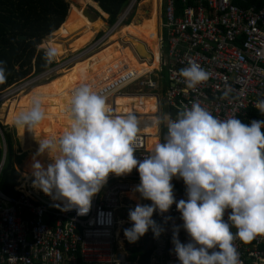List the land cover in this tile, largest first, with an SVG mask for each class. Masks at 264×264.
<instances>
[{"label":"built area","instance_id":"built-area-1","mask_svg":"<svg viewBox=\"0 0 264 264\" xmlns=\"http://www.w3.org/2000/svg\"><path fill=\"white\" fill-rule=\"evenodd\" d=\"M157 2L158 65L165 72V78L159 77V81L156 71L142 76L130 71L123 73L114 91L102 95L114 114H121L116 111L119 106L115 97L122 93L153 97L154 120L161 113L176 119L178 111L191 107L193 102L220 119L236 117L246 124L254 119L264 120L256 107L257 101L264 98V0L259 8L248 0ZM128 13V9L121 12L116 25L102 30L84 53L66 62L53 61L52 68L38 74L31 72L0 91V105L17 100L81 57H91L103 50L110 36L122 28ZM190 60L209 73V79L195 90L187 88L178 75ZM161 71L157 70L160 75ZM132 87L134 91L122 92ZM155 125L154 138L160 142V127ZM0 136L4 150L1 177L7 148L2 130ZM149 153L146 137L138 135L134 155L142 160ZM32 181L33 177L18 178L13 188L16 195L6 194L0 188V264H129L124 248L128 241L124 229L132 226L128 212L137 203L146 204L133 191L140 183L136 169L120 177L110 174L106 185L93 198L89 213L82 216L76 210L62 211L63 204L34 188ZM171 183L176 201L187 199L183 180L174 177ZM153 217L164 231L158 238L151 230L141 237L147 240L146 264H180L172 243L173 227H180L178 238L182 243H188L190 237L182 227L176 204L162 215L154 212ZM165 217L171 219L165 222ZM227 218L226 211L224 219ZM234 244L240 264H264V235L248 243L237 238Z\"/></svg>","mask_w":264,"mask_h":264},{"label":"clouds","instance_id":"clouds-1","mask_svg":"<svg viewBox=\"0 0 264 264\" xmlns=\"http://www.w3.org/2000/svg\"><path fill=\"white\" fill-rule=\"evenodd\" d=\"M56 55L55 48H47L43 59L50 64ZM6 71V61H0V84L6 81ZM178 75L193 90L209 79L193 60ZM256 107L264 115V98ZM67 111L66 131L36 137V156L47 153L51 163L45 167L34 156L31 164L33 187L59 200L62 211L88 214L110 174L120 177L136 169L140 183L133 191L152 203H137L129 210L132 226L124 229V236L130 243L149 229L158 238L164 228L153 214L167 213L174 203L190 237L182 243L180 227H173L180 264H240L234 240L248 243L264 235V120L246 124L236 117L220 119L193 102L178 111L176 119L169 114L156 118L157 125L166 126V134L139 160L134 153L141 129L135 114L115 115L106 97L88 85L74 90ZM44 118L41 101L35 98L29 110L16 115L14 124L33 130ZM174 177L183 180L187 199L176 201Z\"/></svg>","mask_w":264,"mask_h":264},{"label":"trees","instance_id":"trees-1","mask_svg":"<svg viewBox=\"0 0 264 264\" xmlns=\"http://www.w3.org/2000/svg\"><path fill=\"white\" fill-rule=\"evenodd\" d=\"M76 1L83 5L93 6L102 13L104 18L108 16V25L113 26L117 21V17L123 12V9L130 0ZM144 2L145 0L141 3L144 4ZM248 3L254 4L259 8L263 0H248ZM73 4L76 3L71 2L67 12V5L63 0H0V61H6L7 69V78L3 84H0V91L26 78L31 72L38 74L54 66L53 62L50 64L45 63L43 59L44 50L38 48L41 41L48 36L51 35L53 38L57 37V39L45 41L40 46L44 49L55 48L57 51L55 59H59L67 52H78L92 42L96 36L94 26L81 12L80 7ZM136 16L132 24L128 25L130 28L136 24L134 23ZM103 29L105 27H102L101 30ZM70 38L72 39L67 48L57 44L58 39L67 40ZM120 40L124 43L131 41L135 46L137 44L142 45L148 55L147 59L150 64L138 62L129 48L120 45ZM106 44L105 48L99 51L100 54L98 52L91 57L73 63L65 75H58L53 80L35 86L27 93L18 96L20 101L18 107L15 109L13 121L18 113L29 110L35 98L40 99L42 109L45 112L44 120L33 130H28V136L31 140H36V137L59 136L63 131L68 129L70 120L67 108L75 89L88 85L93 91L99 95H103L104 86H109L108 91L111 94L116 87L117 79L123 73L130 71L137 76H142L158 68L157 36H144L135 30L123 27L114 33ZM115 59L122 60L125 70L119 69L122 64L115 62ZM85 61L88 62L81 65L74 72L75 76L80 77L74 80L75 82L72 81V68ZM108 69L114 72L113 77L106 82ZM136 70H139V72L137 73ZM81 81L84 82V85L81 84ZM154 102L155 99L153 97L125 96L122 93H119L115 97V103L119 106L116 111L117 113H121L118 115L135 114L140 121V125H144L150 120ZM14 103L15 100H11L4 104L7 107L4 124L9 127H11V116L15 108ZM14 128L17 131V143L20 149H23L25 146L24 132L26 128L17 127L16 125ZM0 130H2L7 148L6 161L0 177V188L6 194L16 195L17 192L13 189L16 185V180L19 178L14 166L17 159V157L14 158L16 141L8 127L0 126ZM166 131V127L161 125L160 142ZM146 146L150 152L154 148L147 144ZM3 159V141L0 136V165ZM28 170L23 166L25 173ZM146 204H149V200H146ZM153 219L157 222L154 217ZM130 253V261H134L135 257H137V264H146L147 253L139 254L133 248L130 250Z\"/></svg>","mask_w":264,"mask_h":264},{"label":"rangeland","instance_id":"rangeland-1","mask_svg":"<svg viewBox=\"0 0 264 264\" xmlns=\"http://www.w3.org/2000/svg\"><path fill=\"white\" fill-rule=\"evenodd\" d=\"M72 2L76 3L79 5L80 7V10L81 12H83V8L84 7H89V5H83V4H80L78 1L76 0H71ZM132 0L129 1V3L131 2ZM143 0H136V2L134 3L133 7L131 8V10L129 11L128 13V16L126 17V20L125 22L123 23V27H126V29H132V30H135L137 32H139L141 35H144V36H149V37H155L157 36V25H158V5H157V0H145L144 4H142ZM129 3L127 4V6L123 9V12L125 11V9L128 7ZM141 4V5H140ZM67 5V4H66ZM70 7V6H69ZM92 8H94L93 6H91ZM96 9V8H95ZM69 8L67 6V12H68ZM97 10V9H96ZM67 12H66V15H67ZM102 14V13H101ZM137 14V16H136ZM65 15V17H66ZM136 16V20L134 21V23H136L134 25V27L130 28V24H132L134 18ZM65 17H64V20H65ZM64 22V21H63ZM104 24L106 26H108V16L106 18H104ZM116 23L113 25L115 26ZM113 26H109L110 28L113 27ZM132 26V25H131ZM107 29V28H105ZM101 30V29H100ZM104 30V29H103ZM94 33L96 34V36L94 37V39L92 40V42H90L91 44L96 41V37L99 33H97L96 31H94ZM53 34V33H52ZM73 38V37H72ZM67 39V40H57V44L59 45H62L64 48H67L69 43H70V40L72 39ZM56 38H53L51 35L48 36L47 38H45L44 40L41 41L40 45H42L45 41H50V40H56ZM120 45L122 47H127L130 49V51L132 52L133 56L135 57L136 60L137 59V56L135 54V52L133 53V51L135 50V45L132 44L131 41L129 42H126L124 43L122 40L119 41ZM38 46V48H41L43 50H45L44 48H42V46ZM90 45V44H89ZM88 46H85L83 49H81L80 51L78 52H74V53H65L64 56L60 57L59 59H54V61L56 63H60V62H66L67 60H69L70 58L78 55L79 53L82 54L84 53L85 51L88 50ZM100 54V52H99ZM98 54V56H99ZM88 56H84V58H87ZM148 57V56H147ZM83 57H81L80 59L76 60V61H79L81 59H84ZM141 60V59H140ZM75 61V62H76ZM90 61V60H89ZM74 62V63H75ZM88 61H85L83 63H81L80 65H76L74 66V68H72V75H71V80L74 81V80H77V78H79L80 76H75L74 72L76 69H78L81 65H83L84 63H87ZM115 62H120L122 65L119 69H124V65L122 63V60L120 59H115ZM138 62H147L148 64L149 61L146 57H142V60L141 61H138ZM55 64V63H54ZM73 64V63H72ZM72 64L70 66H67L63 69H61L57 74H55L54 76H52V78H49L48 81H51L53 80L54 78H56L58 75H65L68 71V69L72 66ZM157 70L161 71L160 70V67L158 65V68L154 71L155 74H157L158 76V80H159V77H160V80H161V77L165 78V72L162 71L161 72V75L157 72ZM113 70L111 69H108V74L106 76V82L111 79L113 77ZM136 72L138 73L139 70H136ZM159 80V81H160ZM75 82V81H74ZM46 82H43L42 84H45ZM81 84L84 85V82L81 81ZM41 85V84H39ZM160 86H161V83L159 82V90L160 91ZM109 90V86L108 87H105L103 88V94L104 93H107ZM135 88L132 87V88H127V89H123L122 92L123 93H130L132 91H134ZM27 93V92H26ZM15 100V103H14V110H13V113H12V116H11V127L7 126L6 124H4V118L6 116V111H7V107L4 106L5 102L0 105V124L4 127H8L10 130H11V133L13 134V137L16 141V146H15V149H14V152H15V155H14V158L15 157H18L16 159V163H15V170H16V173L18 174L19 176V179L24 176L23 175V166H25L27 169H29L26 173H30L32 174V171H31V164H32V161H33V157L36 156V153H37V150H38V145H37V139L36 140H31L28 136V129H25V132H24V138H25V146L23 149H20L18 143H17V138H16V134H17V131L16 129L14 128L15 127V124H14V121H13V116H14V113H15V109L18 107L19 105V101L20 99H14ZM155 102L153 104V109H152V113L150 115V120L148 122H146L144 125H140V129L141 131L138 133V135L140 136H143V137H146V144L149 145V146H153L158 142L157 138H154V135H155V128H156V125H155V120H154V117H153V114H154V111H155ZM161 116L162 113H161ZM163 125V124H161ZM159 124V127L161 126ZM30 141V142H29ZM36 141V142H35ZM20 156V157H19ZM36 159H38L44 166L45 165H48L50 163V158L48 157L47 153L43 154V155H40V156H36ZM120 242V241H119ZM133 244L131 243H126L124 248L127 252V256H128V262L130 264H137L136 261L134 262H131L130 261V249H129V246H132Z\"/></svg>","mask_w":264,"mask_h":264},{"label":"water","instance_id":"water-1","mask_svg":"<svg viewBox=\"0 0 264 264\" xmlns=\"http://www.w3.org/2000/svg\"><path fill=\"white\" fill-rule=\"evenodd\" d=\"M132 1L129 3L128 7L132 3ZM63 2L66 3L68 8H69L72 1L71 0H63ZM73 5H75L77 7L79 6L78 4H73ZM128 7L126 9H128ZM83 14L89 16L91 22L100 20V22L103 23V21H104L102 14L98 10H96L95 8H92L91 6L84 7L83 8ZM106 28L109 29L110 28L109 25L106 26ZM143 48L144 47L140 44H137L134 48L135 49L134 52H135L137 58H139L141 60H142V57H145V55H147V53L145 52V50ZM140 49H141V51H140ZM146 245H147V240L143 239L142 240V246L138 249V252L140 254H144L145 249H146Z\"/></svg>","mask_w":264,"mask_h":264},{"label":"bare ground","instance_id":"bare-ground-1","mask_svg":"<svg viewBox=\"0 0 264 264\" xmlns=\"http://www.w3.org/2000/svg\"><path fill=\"white\" fill-rule=\"evenodd\" d=\"M134 3H135V0H133L132 1V3L130 4V6H129V8H128V12L131 10V8L133 7V5H134ZM101 13V12H100ZM85 17H87L88 18V21H90V18H89V16H87V15H84ZM103 16V15H102ZM103 18H104V16H103ZM91 22V21H90ZM91 24L94 26V31H96L97 33H101L102 32V30H100V29H102V27H105L106 28V25L104 24V22L103 23H101L100 22V20H98V21H94V22H91ZM111 37V36H110ZM144 50H145V48H143ZM140 51H141V49H140ZM146 52V51H145ZM147 56L148 55H145V57L147 58ZM37 143V145H38V142H36ZM39 146V145H38ZM24 175V177H33L32 176V174H30V173H26V174H23Z\"/></svg>","mask_w":264,"mask_h":264},{"label":"crops","instance_id":"crops-1","mask_svg":"<svg viewBox=\"0 0 264 264\" xmlns=\"http://www.w3.org/2000/svg\"><path fill=\"white\" fill-rule=\"evenodd\" d=\"M134 53V52H133ZM20 157V156H19ZM18 158V157H17ZM23 174H26L25 172H23ZM145 202H146V200H145ZM143 239H145V238H140L138 241H136L135 243H131V244H133L132 246H129V249L131 250L132 248L133 249H136L137 251H138V249L142 246V240ZM126 243H130L129 241H127V242H125V244ZM140 243H141V245H140ZM139 253V252H138ZM144 253H147V257H148V253H149V251L147 250V245H146V249H145V252ZM130 254V257H131V253H129ZM140 254V253H139ZM137 260H138V258L137 257H135V259H134V261H136V263H137ZM146 260H147V258H146ZM134 261H131V262H134ZM130 264V263H129Z\"/></svg>","mask_w":264,"mask_h":264},{"label":"flooded vegetation","instance_id":"flooded-vegetation-1","mask_svg":"<svg viewBox=\"0 0 264 264\" xmlns=\"http://www.w3.org/2000/svg\"><path fill=\"white\" fill-rule=\"evenodd\" d=\"M95 30V29H94Z\"/></svg>","mask_w":264,"mask_h":264}]
</instances>
